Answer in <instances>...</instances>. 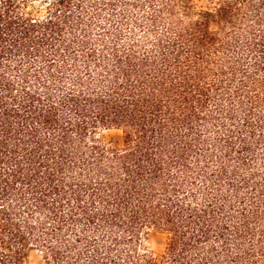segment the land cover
Segmentation results:
<instances>
[{"label": "trees", "instance_id": "obj_1", "mask_svg": "<svg viewBox=\"0 0 264 264\" xmlns=\"http://www.w3.org/2000/svg\"><path fill=\"white\" fill-rule=\"evenodd\" d=\"M200 1L0 0V264H264V0Z\"/></svg>", "mask_w": 264, "mask_h": 264}, {"label": "rangeland", "instance_id": "obj_2", "mask_svg": "<svg viewBox=\"0 0 264 264\" xmlns=\"http://www.w3.org/2000/svg\"><path fill=\"white\" fill-rule=\"evenodd\" d=\"M205 0H201L204 2ZM38 5V4H37ZM100 139L111 146H122L123 136L121 130L117 128L101 129L99 131ZM166 247V236L158 232H148L141 235L140 249L154 255H160ZM28 260L31 264H47L43 252L39 249H33L29 252Z\"/></svg>", "mask_w": 264, "mask_h": 264}]
</instances>
